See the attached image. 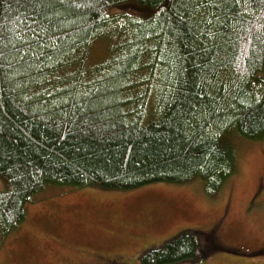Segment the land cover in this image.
<instances>
[{"label": "trees", "instance_id": "trees-1", "mask_svg": "<svg viewBox=\"0 0 264 264\" xmlns=\"http://www.w3.org/2000/svg\"><path fill=\"white\" fill-rule=\"evenodd\" d=\"M241 140H264V0H0L3 241L50 189L200 180L215 197ZM219 249L187 231L142 263Z\"/></svg>", "mask_w": 264, "mask_h": 264}, {"label": "rangeland", "instance_id": "rangeland-1", "mask_svg": "<svg viewBox=\"0 0 264 264\" xmlns=\"http://www.w3.org/2000/svg\"><path fill=\"white\" fill-rule=\"evenodd\" d=\"M105 45L92 47L89 65L104 57ZM235 147L238 173L215 197L200 180L128 192L47 190L26 205V220L0 238V264H143L145 255L187 231L207 232L215 245L238 254L218 251L182 264H264V254L250 255L264 250V140Z\"/></svg>", "mask_w": 264, "mask_h": 264}, {"label": "water", "instance_id": "water-1", "mask_svg": "<svg viewBox=\"0 0 264 264\" xmlns=\"http://www.w3.org/2000/svg\"><path fill=\"white\" fill-rule=\"evenodd\" d=\"M219 252H225V253L234 254V255L238 254L237 251H231V250H226V249H219ZM243 256H248V255L243 254ZM251 256L256 257V256H260V255L256 254L255 256H253V255H251Z\"/></svg>", "mask_w": 264, "mask_h": 264}, {"label": "flooded vegetation", "instance_id": "flooded-vegetation-1", "mask_svg": "<svg viewBox=\"0 0 264 264\" xmlns=\"http://www.w3.org/2000/svg\"><path fill=\"white\" fill-rule=\"evenodd\" d=\"M206 234H208L207 232H205ZM108 264L110 263V262H107Z\"/></svg>", "mask_w": 264, "mask_h": 264}]
</instances>
